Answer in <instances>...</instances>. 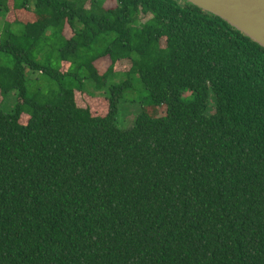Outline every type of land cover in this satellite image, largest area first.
Returning a JSON list of instances; mask_svg holds the SVG:
<instances>
[{
	"label": "trees",
	"instance_id": "1",
	"mask_svg": "<svg viewBox=\"0 0 264 264\" xmlns=\"http://www.w3.org/2000/svg\"><path fill=\"white\" fill-rule=\"evenodd\" d=\"M106 1L0 0V264H264V49L184 0Z\"/></svg>",
	"mask_w": 264,
	"mask_h": 264
},
{
	"label": "water",
	"instance_id": "2",
	"mask_svg": "<svg viewBox=\"0 0 264 264\" xmlns=\"http://www.w3.org/2000/svg\"><path fill=\"white\" fill-rule=\"evenodd\" d=\"M215 16L264 49V0H184Z\"/></svg>",
	"mask_w": 264,
	"mask_h": 264
},
{
	"label": "rangeland",
	"instance_id": "3",
	"mask_svg": "<svg viewBox=\"0 0 264 264\" xmlns=\"http://www.w3.org/2000/svg\"><path fill=\"white\" fill-rule=\"evenodd\" d=\"M106 8H111L115 6V3L113 0H107L104 5ZM5 18L2 13H0V32L4 27ZM67 37L70 36V33L66 34ZM96 68L98 69L99 73H104L107 67L109 66L108 61H98L95 64ZM117 71H126L129 69V63L128 62H122V64L116 68ZM31 78V76L29 77ZM33 79V78H31ZM34 80V79H33ZM37 86V84H36ZM43 90H46V87H42ZM147 94L142 88L141 84L135 83L133 91L131 95H128L125 100L121 102V105L119 107V112L117 116V124L120 129H129L133 125V121L135 117L139 113L142 112V106L144 103H146ZM17 102V97L15 93H12L7 97L5 102L3 103V109L5 113L11 112ZM76 102L78 106L80 107H88L91 111L94 112V114H100L104 112V103L102 102V99H89L86 96H82L80 94L76 95ZM144 108L150 113L154 114L156 111H161L163 106H146L144 105Z\"/></svg>",
	"mask_w": 264,
	"mask_h": 264
}]
</instances>
